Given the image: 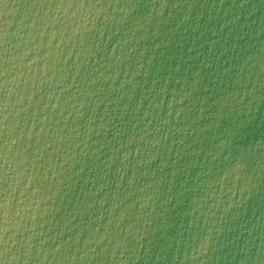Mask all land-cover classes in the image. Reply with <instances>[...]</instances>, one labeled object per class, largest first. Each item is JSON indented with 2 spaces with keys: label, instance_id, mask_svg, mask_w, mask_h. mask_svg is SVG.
Segmentation results:
<instances>
[{
  "label": "water",
  "instance_id": "obj_1",
  "mask_svg": "<svg viewBox=\"0 0 264 264\" xmlns=\"http://www.w3.org/2000/svg\"><path fill=\"white\" fill-rule=\"evenodd\" d=\"M0 264H264V0H0Z\"/></svg>",
  "mask_w": 264,
  "mask_h": 264
}]
</instances>
